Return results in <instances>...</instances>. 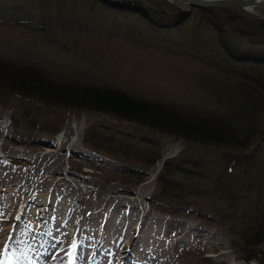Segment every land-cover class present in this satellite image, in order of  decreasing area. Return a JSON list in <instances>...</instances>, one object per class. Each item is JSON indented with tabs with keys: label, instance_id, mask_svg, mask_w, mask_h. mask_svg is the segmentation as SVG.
Segmentation results:
<instances>
[{
	"label": "rangeland",
	"instance_id": "374dc122",
	"mask_svg": "<svg viewBox=\"0 0 264 264\" xmlns=\"http://www.w3.org/2000/svg\"><path fill=\"white\" fill-rule=\"evenodd\" d=\"M173 3L178 8L179 3L175 0ZM0 7L9 8L16 18L33 20L36 24L33 31L24 25L0 24V55L3 57L30 56L51 67L52 73L58 65L65 67L62 72H69L66 79L70 81L77 80L96 87L108 86L145 100L207 109L216 104L200 86L210 72L208 67L197 61L136 45L131 39V31L119 35L108 33L104 26L101 28L104 18V25H111L116 19L131 17L104 14L100 6L92 7L88 0H0ZM254 14L264 17V9H256ZM142 34L146 35V32ZM137 36L134 38L139 39ZM21 108L32 111L40 121L55 125L58 132L47 136L38 131H16L11 125V116ZM0 114V158L5 162L4 171L24 168V159L38 160V148L60 139L66 124L81 127L78 131H82H76L74 136L78 148L76 146V151H70L66 160L62 159L75 196L90 202L104 187L114 186L122 195L129 197L130 191L136 193L141 185L148 182L149 194L146 192L137 199L139 208L146 209L151 218L180 221V238L188 232L189 238H184L185 242L179 243L172 251L175 263L263 264L264 244L256 247L259 250L257 258L246 262L243 258L250 249L238 242V233L243 226L241 213L264 212V133L248 148L225 149L190 143L139 124L114 120L100 112L48 108L3 92H0ZM95 126L108 128L104 135L112 137L119 145L158 150L159 159L147 167L135 158L123 160L98 153L83 140L85 133ZM149 140L152 144L146 145ZM184 153L199 161L206 171L201 169L200 176L187 181L176 175L183 191L178 197L168 196L159 200L156 178L164 162ZM225 158L228 159L226 162ZM237 162L240 167L234 165ZM231 172L242 186L238 188L240 192L235 200L229 197V189H216V182L223 181L221 176L230 177ZM243 188L247 192H242ZM256 193L259 194L258 206L253 200ZM244 198L249 199L248 206H245ZM15 228L20 232L22 226L17 224ZM168 230L171 241L180 239L179 235L173 236V228Z\"/></svg>",
	"mask_w": 264,
	"mask_h": 264
},
{
	"label": "trees",
	"instance_id": "16d2710c",
	"mask_svg": "<svg viewBox=\"0 0 264 264\" xmlns=\"http://www.w3.org/2000/svg\"><path fill=\"white\" fill-rule=\"evenodd\" d=\"M88 1L92 7L100 6L104 14L131 17L116 19L111 25H104V18L101 28L104 26L108 33L120 35L131 31V39L136 45L208 67L210 72L200 86L216 104L212 102L208 109L164 104L108 86L85 85L81 81L66 79L69 72H62L65 67L58 65L52 73L51 67L30 56L0 55V92L15 94L48 108L100 112L114 120L139 124L194 144L241 150L253 145L263 135L264 20L241 9L191 8L187 11L185 7L177 8L165 0ZM5 23L24 25L32 31L36 28L33 20L16 18L9 8L0 7V24ZM144 31L148 36L142 34ZM137 35L139 39L134 38H138ZM11 125L16 131H38L47 136L58 132V127L40 121L36 114L24 108L13 112ZM104 130L108 131V128H90L84 135L85 144L105 156L123 160L135 158L147 167L159 159L158 150L119 145L112 137L104 135ZM145 144L151 145L152 142L149 140ZM227 160L225 158L224 162ZM234 165L240 167L239 162ZM201 169L206 171L205 166L203 168L199 161L190 159L186 153L165 161L156 178L157 198L178 197L183 187L176 175L187 181L200 176ZM221 179L222 183L216 182V189H229V197L235 200L240 192L238 188L242 187L239 180L232 176V172L230 177L221 176ZM243 191L247 192L245 188ZM243 200L245 206L250 204L249 199ZM253 200L258 206V193ZM240 219L243 226L238 233V242L249 247L250 252L243 259L252 262L258 256L256 247L264 244V212L241 213Z\"/></svg>",
	"mask_w": 264,
	"mask_h": 264
},
{
	"label": "bare ground",
	"instance_id": "6f19581e",
	"mask_svg": "<svg viewBox=\"0 0 264 264\" xmlns=\"http://www.w3.org/2000/svg\"><path fill=\"white\" fill-rule=\"evenodd\" d=\"M80 129L66 124L60 139L38 148V160L24 159L22 169L4 171L0 158V264H177L172 251L188 232L180 238V221L139 208L148 182L129 197L114 186L90 202L75 196L62 159L76 151ZM170 228L180 239L171 241Z\"/></svg>",
	"mask_w": 264,
	"mask_h": 264
},
{
	"label": "water",
	"instance_id": "95a60500",
	"mask_svg": "<svg viewBox=\"0 0 264 264\" xmlns=\"http://www.w3.org/2000/svg\"><path fill=\"white\" fill-rule=\"evenodd\" d=\"M187 7L195 8H226V9H242L254 14L252 11L256 9H264V0H175ZM255 16H257L255 14Z\"/></svg>",
	"mask_w": 264,
	"mask_h": 264
}]
</instances>
